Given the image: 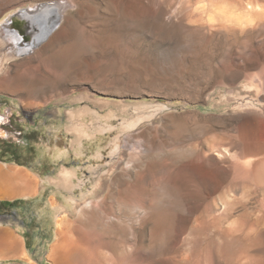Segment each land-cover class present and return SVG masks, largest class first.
<instances>
[{
  "label": "rangeland",
  "instance_id": "374dc122",
  "mask_svg": "<svg viewBox=\"0 0 264 264\" xmlns=\"http://www.w3.org/2000/svg\"><path fill=\"white\" fill-rule=\"evenodd\" d=\"M22 18L40 47L19 44ZM0 43V169L33 183L0 196V264H119L109 221L154 210L177 217L176 247L141 264H264V0H0ZM102 131L96 165L80 142ZM50 150L68 157L47 163ZM122 178L147 191L141 203L119 200Z\"/></svg>",
  "mask_w": 264,
  "mask_h": 264
},
{
  "label": "bare ground",
  "instance_id": "6f19581e",
  "mask_svg": "<svg viewBox=\"0 0 264 264\" xmlns=\"http://www.w3.org/2000/svg\"><path fill=\"white\" fill-rule=\"evenodd\" d=\"M57 7H58L59 11L61 12V14H63L65 9L67 8V7L64 8L63 6H57ZM51 8H54V7H51ZM39 9H41V8H39ZM220 13H222V11ZM224 13H222V15H225V19L226 20H232V22H235V21L239 22L240 21L239 20L240 17L238 18V17H236V16H234V15H232L230 13H227V11H225ZM30 16H35V14L31 13ZM15 22H16V19H15ZM24 23H25V20L22 18V23L21 22L20 23L17 22V23H15L16 26H14L15 28H17L18 33L21 35L20 37L22 38V36H24V39H25V41L23 40V42L22 43L20 42L19 44L20 45L23 44V45H25V47H26L27 44L29 45L27 47H31V46H32V48H36L37 46L40 47V42H38L37 40L34 39L35 35H33L31 37V34L29 33L30 30L28 31V28H26L24 26ZM13 25H14V23H13ZM30 26H31V24H30ZM41 30L42 29H40V33H42ZM1 47H2V45H1ZM29 52H33V51H29ZM7 58H10V52L4 50V58L0 57V67L2 65L3 59H7ZM4 61H6V60H4ZM148 118H149V116H148ZM143 120H144V118H138L135 122L129 123L127 125V128L130 129L133 126H135V124L143 122ZM111 129H113V128H111ZM107 131H109V130H107ZM100 133H102V136H100V135L98 136L97 135L98 137H95L93 140H90V141L85 142V143L83 141L80 142V148H81L80 150H81V152L79 153V156H81V157H84V156L86 157L87 156V158L89 157L90 161L92 163L96 164V165L99 164L100 163L99 160L103 158V152H102L103 142L106 141V137H105V134H103V131L100 132ZM95 136H96V134H95ZM194 136H195V134H194V132H192L191 137L193 138ZM182 138H181V136L179 137V135H177L175 141L178 143L179 141L182 140ZM193 140H194V138H193ZM260 146H263V145H260ZM206 147L208 148V152L210 154L217 155L219 157L223 156V154L221 152H218L214 147H212L211 144L206 143ZM119 148L120 147H119V144L117 142V143H115L112 146L111 149H112L113 153H116V152H118ZM226 151H227V149H226ZM67 157H68V155L65 152H60V151H57V150H52V151L50 150L44 155L45 161L47 163L56 162L58 159H61V158L64 160V159H67ZM179 161H181V160H179ZM178 163H179L178 160L173 161L172 167L174 165H177ZM191 169L192 168H190V170ZM183 171H185V170L183 169ZM169 182L171 184H174V185L177 184L176 181L174 180L173 176H172V173L169 175ZM190 182L191 181H188V183H190ZM0 184L3 187V189H0V196L2 198L3 197L4 198H9L10 196H13V194H14L12 192L13 187H9L8 188L7 185H9V186L12 185L13 186L15 184H22V186H24L25 189L22 188L20 191L22 192L23 190H26L27 193L30 192L31 191L30 189L33 187V183L31 181V177L28 174H25L24 172L19 171V170H12V169L5 171L3 167L0 169ZM75 185H76V187H78L77 184H75ZM138 186L131 187V186L128 185V181L126 182V180H124L122 178L121 182H120V186H119V188H118V190L116 192V194L120 198L119 200H121L123 204L126 203V202H130V203H133V204L141 203L143 201V198H144V196H145L147 191H145L143 187H142L143 189H141L140 188L141 186L140 187H138ZM6 188H8V190H4ZM26 188H28L30 191L27 190ZM55 192H57V191H55ZM39 205L40 204H38L37 206H38V210H39V215L38 216H39L40 226H41V228H44L46 230H50L55 215H54L52 209L49 208L48 206H43V205L39 206ZM53 205H55V203H53ZM63 208L66 210V212L63 213V216L57 222L59 230L60 229L63 230V227L65 226L64 224L69 222V213H70L69 210L70 209H69L68 206H66L65 203H63ZM107 215H108V213H107ZM119 215H121V214L119 213ZM135 216L133 214L132 215H128V213H127L125 215H122L120 218L116 216L118 219L117 218L113 219V220L111 219L112 221H109V226L110 225H111V227L112 226H116V228H118V230H117L114 227V229L117 230V232H118L116 234L117 238H114L113 241H112V237H111V241L109 242L108 245H110V247H112L116 251L123 252V256H124L123 257V261H119V264H141V263H143V261L146 258V254H145L146 251L147 252L151 251V252H154L155 254L156 253L158 254V253L161 252V250L162 251H168L170 253L171 251H173L175 249L176 246L173 245L172 243H169L171 241L167 242V240H169V239H167V235L171 234L173 232V230L175 229V226H176L175 218L177 219V217H175L174 213H172V212L166 213V212L154 210L152 213H150V215H147V216L146 215L145 216H140L139 214H138V216H140V217L137 218L136 214H135ZM146 225H149L148 226L149 227L148 243L145 241L144 235H143V231L145 230L144 227ZM129 226L131 228V231L129 229ZM76 231H77V229H76ZM131 235H132V237H131ZM108 236H111V235H108ZM6 237H7V235H6ZM170 237H171V235H170ZM2 242L5 243L6 245H8L10 247V250H13V252L15 254L16 253L19 254V256L21 258L27 260L29 263H33V260H31L27 256L26 252L21 250V249H19L18 243L14 242L10 237H7L5 239L3 238ZM254 246H256V245H254ZM247 249H249V247ZM250 249H251V247H250ZM251 250L254 251L253 249H251ZM260 250H262V249H260ZM247 252H249V251L247 250ZM149 256H150V259H154V260H156L157 256L159 257V255H157V256L151 258L152 254L149 255ZM147 258H149V257H147ZM254 258H256V257H254ZM149 261H151V260H149ZM66 262L63 261V264H66ZM160 262H157L156 264H163L162 262L161 263ZM114 264H115V262H114Z\"/></svg>",
  "mask_w": 264,
  "mask_h": 264
},
{
  "label": "crops",
  "instance_id": "0c3cea01",
  "mask_svg": "<svg viewBox=\"0 0 264 264\" xmlns=\"http://www.w3.org/2000/svg\"><path fill=\"white\" fill-rule=\"evenodd\" d=\"M192 132H194V131H191V133H192ZM212 146L218 151V147H217V146H215V145H212ZM226 149H227V148H226ZM223 153H224V152H223ZM25 171H27V170H25ZM28 172H29V171H28ZM29 173H30V172H29ZM30 174L32 175L33 179L35 180V189H36L37 178H36L35 176H33L32 173H30ZM34 191H35V190H34ZM7 229H8V228H7ZM7 229H4V230H7ZM6 235L9 237V235H8L6 232L2 235V237H4V239H5V238H7ZM19 237L22 239L21 241H24V243H25V240H24V238L22 237V235L19 234ZM10 238H11V237H10ZM22 243H23V242H22ZM8 248H9V246H8ZM20 248H21V250L25 251L26 254H28L26 248H23L21 244L19 245V249H20ZM4 249H5L4 258H5V259L12 258L10 254H12L13 252L7 250L6 248H4ZM28 256H29V255H28Z\"/></svg>",
  "mask_w": 264,
  "mask_h": 264
}]
</instances>
